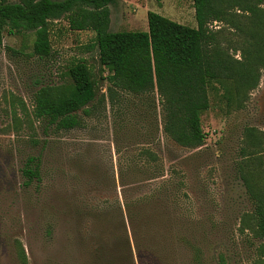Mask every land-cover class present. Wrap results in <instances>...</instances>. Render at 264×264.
Returning <instances> with one entry per match:
<instances>
[{"label": "rangeland", "instance_id": "374dc122", "mask_svg": "<svg viewBox=\"0 0 264 264\" xmlns=\"http://www.w3.org/2000/svg\"><path fill=\"white\" fill-rule=\"evenodd\" d=\"M108 7L109 31L146 30L147 10L194 25L191 0H115ZM91 38V31L53 21L51 54L37 58L29 55L31 31H2L0 264H261L264 238L249 229L245 183L264 199V69L257 86L235 99L208 87L196 148L161 133L155 95L150 103L125 97L113 106L105 98L89 115L77 112L79 126L45 129L30 114L31 95L67 81L71 61L83 58L97 77L96 95L105 92V70L95 50L83 48ZM234 48L228 51L239 59ZM140 146L157 160L136 157ZM28 154L39 157L40 181L23 186L19 167Z\"/></svg>", "mask_w": 264, "mask_h": 264}, {"label": "trees", "instance_id": "16d2710c", "mask_svg": "<svg viewBox=\"0 0 264 264\" xmlns=\"http://www.w3.org/2000/svg\"><path fill=\"white\" fill-rule=\"evenodd\" d=\"M262 1L191 0L193 27L147 10L146 30L109 31L108 5L115 0H0V42L3 29L10 34L31 31L29 55L44 58L51 54L53 21L63 20L69 30L91 31L92 38L83 48L94 49L105 70L100 76L106 82L105 92L96 95L97 77L83 58L71 61L64 70L67 81L39 86L31 95L30 114L42 120L45 129L55 132L79 126L77 112L89 115L105 98L113 106L125 97L150 103L149 97L155 95L161 133L179 146L196 148L204 140L199 116L209 106L208 87H216L223 98L230 100L257 86L264 69ZM212 22L220 26L212 30ZM223 29L238 32L239 38H226ZM234 46L240 52L239 59L228 51ZM248 135L255 140L250 131ZM135 156H144L146 162L157 160L145 146H140ZM39 167L38 155L23 158L19 167L23 186L40 181ZM245 186L252 202L249 229L254 237L262 239L264 199ZM17 257L23 263L20 247ZM260 263L264 264L262 256Z\"/></svg>", "mask_w": 264, "mask_h": 264}, {"label": "crops", "instance_id": "0c3cea01", "mask_svg": "<svg viewBox=\"0 0 264 264\" xmlns=\"http://www.w3.org/2000/svg\"><path fill=\"white\" fill-rule=\"evenodd\" d=\"M194 25H195V23H194ZM194 25H192L191 27H193Z\"/></svg>", "mask_w": 264, "mask_h": 264}]
</instances>
